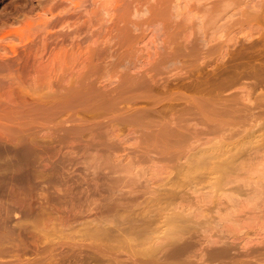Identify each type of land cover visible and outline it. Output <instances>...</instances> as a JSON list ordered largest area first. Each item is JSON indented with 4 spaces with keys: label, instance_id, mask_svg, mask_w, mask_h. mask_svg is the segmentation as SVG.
<instances>
[{
    "label": "rangeland",
    "instance_id": "rangeland-1",
    "mask_svg": "<svg viewBox=\"0 0 264 264\" xmlns=\"http://www.w3.org/2000/svg\"><path fill=\"white\" fill-rule=\"evenodd\" d=\"M242 32L260 40L242 47ZM263 43L264 0H0V236L17 243L4 239L14 252L0 264H33L42 247L43 264H81L80 254L65 257L77 250L82 264H145L180 225L191 229L171 242L168 263L153 249L150 262L264 264V156L255 155L264 151V86L243 78L224 88L219 96L239 110L213 115L219 131L208 133L191 116L177 146L149 135L148 121L118 119L146 105L153 81L156 101L164 85L165 99L189 97L190 79L238 48L264 58ZM231 128L240 132L228 138ZM157 140L175 143L162 151ZM214 177L235 181L219 187ZM122 217L127 234L92 232L97 220L107 229Z\"/></svg>",
    "mask_w": 264,
    "mask_h": 264
},
{
    "label": "bare ground",
    "instance_id": "bare-ground-1",
    "mask_svg": "<svg viewBox=\"0 0 264 264\" xmlns=\"http://www.w3.org/2000/svg\"><path fill=\"white\" fill-rule=\"evenodd\" d=\"M137 2V1H136ZM138 3V2H137ZM242 34H244V36L243 35H241V37L243 38H241V37H238L237 39H236V41H234L235 43L237 42H241V43H243V46H245V47H247L248 48V46L247 45H249V44H247L246 45V43H250V46H249V48L251 47V44L253 45V44H255V42H258L257 41V39L255 40V38H248L247 39V37L245 36V34L247 35V33L245 32V33H243L242 32ZM252 37V34H248V37H250V36ZM246 37V38H245ZM260 38V37H259ZM244 39H247V41L248 42H245L246 40H244ZM250 39H252L251 41H250ZM241 40V41H240ZM242 41H244V42H242ZM234 43V44H235ZM241 43H238V45L240 44L241 46H242V44ZM242 46V47H243ZM263 46H264V43H263ZM246 48V50H248ZM237 49V48H236ZM238 50L239 51H237L236 50V52H235V50H233V53L231 52L230 54V56H229V59L227 58V60L226 59H224V60H226V61H224L223 60V62H219V64H216V65H214V66H211L210 67V70L206 73V74H204V75H202V76H196L194 79H193V81L190 79V81H191V83H189V84H186V86H188V87H186V88H188V90L190 89V96L189 97H186L185 95L184 96H182L183 94H181V95H179V94H175V91L172 93V95H173V97H171V99H169L170 97L168 96L169 94H166V93H168L167 92V87H169V86H167L166 87V85H164L163 87H164V90L163 89H161V93L163 94V97L162 98H160L158 101H156V99L154 100V97L155 96H157L158 97V95H159V92H157L158 94H152V92H154L155 91V93H156V91H158V86H154V81L152 82L153 83V85H151L150 87H148L149 85H146L147 83L145 82V84L144 85H146L147 87H145L144 86V92H148V93H150V94H147V95H143V96H145V98H146V101H147V99H148V101H147V103H146V105L145 104H142L143 106H140V107H134V108H132L133 107V105L132 106H130V108L129 107H126V108H128V110L126 109H124L123 111H130L129 112V117H128V115H126V119H124V117H123V120H122V114L120 115V118L118 117V119L119 120H121V121H123V123L125 122V123H128L129 121H126V120H128L129 118V120H132V122H133V124H135L134 122L136 121H138V119H140L139 121H138V124H139V122H141V120H142V122L143 121H145L144 123H143V125H145V123H146V121H148L147 122V126L146 127H149V128H157V125L159 126V124L158 123H160L161 122V124H160V128H162V130L160 131V129H155V130H157V133H159V131H160V133L157 135L156 134V131H154V129H152V131L151 130H149V135H151V133L153 134V137H155V139H156V137H159V135H160V141H161V137H162V135L161 134H163V135H165L164 137H168V142H169V139H171V137L173 136V138H174V140H176V143H175V141L173 140V141H170V148H171V145H172V143L174 142L175 143V146H177L179 143L178 142H180L183 138H189L190 137V135L189 134H186V133H184L183 131H182V129L183 128H185L184 126H182L181 125V122H186L187 121V119L188 118H190L191 116H193L195 119H197L200 123H202V124H204V125H206V127H207V130L206 131H204V132H202V133H208V132H210V131H219V129L217 128V126L216 125H218L219 123H217V121H216V119H214V118H212V116L213 115H224V114H228V113H231V112H233V111H238L239 109H236L235 108V103H236V100H234V99H231V101L230 100H225V99H222L220 96H219V93L224 89V88H226V87H230V85H236V84H241V83H243V82H240L243 78H247V79H252V81L253 82H251L250 83V85H251V87L252 88H259L260 86H264V58H261V57H256L255 55H253L251 52L250 53H248V51L247 52H243L242 53V49L241 48H238ZM244 51V50H243ZM137 75H139V76H137ZM140 75H142L141 73L140 74H136V76L137 77H140ZM134 77V78H136V80H134V82H140V81H138L139 79L137 78V77ZM186 77H184L183 79H185ZM146 79H148L147 77H146ZM152 79H154L153 78V76H152V78H150V80L152 81ZM181 80H182V78H180ZM145 80V79H144ZM143 79H142V81H144ZM129 81V80H128ZM127 81V82H128ZM145 81H148V80H145ZM150 81V82H151ZM157 81V80H156ZM246 81V80H245ZM126 82V83H127ZM150 82H149V84H150ZM185 83V81H183L182 80V82L181 83ZM157 83H158V81H157ZM187 83V82H186ZM139 85H138V87H140V83H138ZM143 84V83H142ZM126 85V84H125ZM130 85V84H129ZM116 86H118V85H116ZM130 86H133V84L131 83V85ZM137 86V85H136ZM136 86H133L134 88L136 87ZM183 86V85H182ZM157 87V88H156ZM160 87L161 88H163L162 86H159V90H160ZM114 88V87H113ZM115 88H118V87H115ZM166 88V89H165ZM170 88H173L172 86L170 87ZM136 90H137V87L135 88ZM166 90V92H164ZM169 90V89H168ZM173 90V89H172ZM171 90V91H172ZM121 93H123V94H126V93H124L123 91H120V94H119V91H118V93L116 94V98H122V100L126 97L127 98V100L130 102V100L131 99H133L131 96H130V93L128 94L129 95V97H127V94H126V96L123 98V94H122V97H121ZM263 94V95H262ZM260 96V98H262V99H260V101H259V105L263 108V110H264V92L262 93ZM118 95L120 96V97H118ZM148 95H149V98H147L148 97ZM151 95H153L154 97H153V99H152V96ZM171 95V94H170ZM138 96H139V94H138ZM164 96H168L169 98H166V99H168L167 101H166V99H165V97ZM131 97V98H130ZM139 97H141V96H139ZM160 97H161V95H160ZM149 99H151V100H149ZM161 99H163L162 101H164V99H165V102L166 103H163L162 101V103L160 102V100ZM133 101V100H132ZM131 101V102H132ZM127 102V101H126ZM130 102V103H131ZM136 102V101H135ZM141 102H143V100L141 101ZM136 103H138V102H136ZM145 103V102H144ZM159 103H161L160 104V106L158 105ZM134 104V103H133ZM135 105V104H134ZM132 108V110H129V109H131ZM263 110L260 112V114L257 116L258 118H259V120L262 122H264V119L262 118V114H264V112H263ZM122 111V110H121ZM124 113V112H123ZM133 116H134V118L136 117V120L135 121H133ZM156 117V119H157V117H160V118H162V119H160V118H158L157 120H154V118ZM132 118V119H131ZM138 118V119H137ZM251 118V117H250ZM262 119V120H261ZM131 122V123H132ZM260 122V123H261ZM129 124V123H128ZM128 124H126V125H128ZM129 125H132V124H129ZM155 126V127H154ZM163 126V127H162ZM259 126H262V123H261V125L259 124ZM264 126V125H263ZM167 129V130H166ZM239 128H237L236 130L235 129H229V133L227 134V135H225V136H227L228 138H231V136H233L234 134H237V133H239L240 131L238 130ZM249 129V131H250V128H248ZM263 128L261 127V132H259L260 134H262V131L264 130H262ZM165 130H166V132H165ZM148 131V130H147ZM147 131H145V132H143L142 131V136L143 135H145V137H150L149 135H147ZM151 131V132H150ZM251 132V131H250ZM249 132V134L251 135V133ZM264 133V132H263ZM246 134H248V132L246 133ZM259 135V134H258ZM164 137H162L163 139H164ZM154 139V138H153ZM158 139V138H157ZM261 139H263V138H261ZM260 139V140H261ZM165 140V139H164ZM154 141V143H156V141L155 140H153ZM167 141V140H166ZM165 141V142H166ZM262 141H264V140H261L260 141V143L262 142ZM165 142H163L164 143V145H169V144H167V143H165ZM163 143H160L159 144V141L157 140V145L159 144V145H161L162 146V148H163V150L162 151H164L166 148V146H164L163 147ZM174 143H173V145H174ZM259 143V144H260ZM263 143V142H262ZM152 145V144H151ZM262 145V144H261ZM260 149H261V151L263 150V148L264 147H262L261 148V146L260 145H257ZM262 146H264V145H262ZM151 146H149V148H150ZM155 146H153L152 148H154ZM174 147V146H173ZM256 149H255V155L257 156L258 155V157L257 158H259L260 156H261V154L264 156V151H262V152H257L256 150H257V147H255ZM259 148H258V150H259ZM106 150V149H105ZM150 150V149H149ZM243 150H245V149H242V150H240V153H242L241 151H243ZM248 149H246L245 150V152L247 151ZM146 151H147V149H146ZM161 151H158V153L159 154H163V153H160ZM166 152H168L169 154H171V152H169V151H166ZM174 152V151H173ZM146 153H148V152H146ZM179 153H181V152H179ZM178 152H177V154H179ZM201 154H198V157L200 156H203V158L205 159L206 157H204L206 154H203V152H200ZM243 153H244V151H243ZM258 153V154H257ZM166 153H164V155H165ZM168 154V155H169ZM173 154V153H172ZM196 154V153H195ZM174 155H176V154H174ZM194 155V154H193ZM161 156H163V155H161ZM167 156V155H166ZM263 156H262V158H263ZM230 158L232 157V156H229ZM228 157V158H229ZM163 158H165V159H168V158H166L165 156H163ZM229 158V159H230ZM261 158V157H260ZM261 158V159H262ZM170 159V158H169ZM264 160V159H263ZM170 161V160H169ZM227 161H229V160H227ZM231 161V160H230ZM223 163L225 162V161H222ZM220 163V164H223V163ZM232 162V161H231ZM219 164V165H220ZM227 164V163H226ZM228 167V166H227ZM215 178V180L213 181V183L215 182V184L216 185H218L219 184V187H220V184L223 182V184H221V185H226V183H228V184H231V183H233L234 181H235V179L233 178V181L231 182V180L229 179V178H227V179H220V177L218 178V177H214ZM213 178V179H214ZM218 178V179H217ZM224 178V177H223ZM219 180H221V183H220V181ZM228 181H230V182H228ZM235 189V188H234ZM236 190H237V188H236ZM259 191H261V193L263 192L261 189L259 190ZM259 191H258V193H259ZM174 192V191H173ZM175 193V192H174ZM177 194V193H176ZM255 195V194H254ZM256 195H258L257 193H256ZM131 198H133V197H131ZM134 199V198H133ZM117 204V203H116ZM115 204V206L114 207H112V208H115V209H118V207H120V205H122V204H118V205H116ZM44 208V207H43ZM46 208V207H45ZM47 209V208H46ZM45 211V210H44ZM144 213V212H143ZM147 213V212H146ZM148 214H150L149 212H148ZM135 215L136 216H134L133 218H132V220H137L138 222L140 221H142L141 223L142 224H145V223H149L150 221H148L147 222V220H148V218H149V215H145V213L144 214H142L141 215V212L139 213V214H137V212H135ZM6 216V215H5ZM141 216H142V218H144V216H148V218H146V222L144 223V220L143 219H141ZM6 218H7V216H6ZM2 220L1 221H3L4 222V218L2 217L1 218ZM126 219V217H122V218H120V222L118 221V219L116 220V221H118V222H115V225H113V227H110V228H107V229H105V228H103V227H100V226H97V225H100V223H102L103 221H101V220H97V225H95V227H93L92 228V232H94V235L95 234H98V235H104V234H106V233H108L109 231H113V232H115V231H120L119 233H121V234H127L128 232H127V230L128 231H130V227H128V228H124L125 226H123V227H121L120 228V226H119V223L121 224V223H123L124 221H126L125 220ZM129 220H130V218H128ZM184 220V221H183ZM182 220V222H186V221H188L189 219H183ZM186 220V221H185ZM35 223V222H34ZM118 223V224H117ZM134 223V222H133ZM32 224H33V222H32ZM36 224H37V222H36ZM35 224V225H36ZM123 224H125V222L123 223ZM127 224H130V223H127ZM131 224H132V222H131ZM122 225V224H121ZM134 225V224H133ZM146 225V224H145ZM20 226L23 228V226L24 225H21L20 224ZM20 226H18V227H20ZM131 226V225H130ZM183 226V227H182ZM185 226H187L186 224H185ZM21 227H20V229H21ZM35 227V226H34ZM33 227V228H34ZM135 227V226H134ZM138 227H141V229H142V227H144V225H142L141 226V224H139V226ZM182 227V228H181ZM188 227V226H187ZM32 228V227H31ZM133 228V227H132ZM148 228V226L146 227V228H144L145 230ZM179 228H180V230H179V235H178V231H176V233H174L173 232V234H174V236H176L175 238H174V236H173V238L175 239V240H172V241H170L171 239H173L172 238V236H171V238L168 240V241H162V242H168V243H165V244H163L162 246H160V249L158 250V247H156V248H154L157 252H155V250L153 249V252L154 253H156V257L154 258V260L155 261H159V259H162L161 261H168V252H169V250H168V248L169 247H171L173 244L171 243V242H175V241H178L179 240V238H180V240H182L181 238V234L182 233H184V231H186L187 229H185L184 228V225H180L179 226ZM190 228V227H189ZM136 230H137V233L138 234H143L144 232L146 233L147 231H143V230H140L139 228H135ZM182 229V230H181ZM184 229V230H183ZM191 229V228H190ZM190 229H188V230H190ZM132 230V229H131ZM187 230V232H190V231H188ZM133 231H135V230H133ZM181 231H183V232H181ZM144 233V234H145ZM190 235H192L193 236V234L192 233H190ZM189 235V237H192V236H190ZM3 236V235H2ZM91 236H93V234H91ZM2 237L0 236V239H1ZM193 238V237H192ZM3 239V243L2 242H0V256H9V255H11L13 252H14V249H12V250H10L11 248H13L14 246V248L16 249V246L17 245H15V244H17V243H14V241H15V239L13 240L12 238V240L13 241H8V239H7V237L5 236V237H3L2 238ZM4 239H7L6 241L8 242V244L10 243V245H11V247L10 246H7L8 244L6 243V246L4 245ZM177 239V240H176ZM131 240V242H133L134 240L133 239H130ZM136 240V239H135ZM188 240V239H187ZM1 241V240H0ZM186 241V240H185ZM11 242H13V244L11 243ZM17 242V241H16ZM170 242V243H169ZM141 243V242H140ZM224 243L226 244H228V241L226 242V241H224ZM175 244H176V242L174 243V245L173 246H175ZM178 244V243H177ZM225 244H224V247H225ZM230 244L232 245V243L230 242ZM229 244V245H230ZM2 245H3V247H2ZM179 245V244H178ZM231 245H230V249L233 247H231ZM181 246H182V244H181ZM8 248V247H10V249L8 250V249H6V248ZM178 247V246H177ZM222 247V246H221ZM173 248V247H172ZM180 248V247H179ZM152 249L150 248L148 251H146V253H148L149 254V251H150V260H151V257H153L154 256V254H151V253H153L152 252ZM223 249H225V248H223ZM45 250H46V248H44V247H42V248H39L38 249V251L37 252H40V253H43V255H41L40 257H36L34 260H33V264H43V260H44V258H45V255H46V253H45V255H44V252H45ZM176 251H177V249H175ZM175 250L173 249L172 250V254H173V252H175ZM251 250V249H250ZM230 251V250H229ZM244 251V253L246 254V250H243ZM243 251H240V252H238L237 254H241V253H243ZM252 251V250H251ZM84 252L85 251H83V254H84ZM159 252L161 253L160 255H159ZM222 252V251H221ZM81 253H82V251H81ZM81 253H79V250H77V251H75V252H73L72 253V255H70V253L69 254H67L65 257H70V258H75V259H77L78 258V255L80 254V257L81 258H78L77 260L78 261H80V259H81V264L82 263H84L83 261H85V260H87V257L85 256V255H87L86 253H85V255H83V256H81ZM171 253V252H170ZM183 252L181 251V249H180V251H179V253H177V256H179L180 254H182ZM184 254V253H183ZM225 254V253H224ZM245 254H243V255H245ZM249 254V253H248ZM247 254V255H248ZM263 254H264V251H263ZM262 254V255H263ZM151 255H153V256H151ZM72 256V257H71ZM171 256V255H170ZM225 257H226V255H225ZM62 258H64V257H62ZM148 258V257H147ZM172 258V257H171ZM171 258H169V262L171 263H176V264H180V262L178 263V259H175V261L173 262V261H171L170 259ZM181 258V257H180ZM226 258H228V256L226 257ZM164 259H166V260H164ZM222 259H223V257H222ZM150 260L149 259H146L145 258V264H151L152 262H150ZM160 261V262H161ZM166 261V262H167ZM180 261H181V259H180ZM244 261V260H243ZM32 262V261H31ZM159 262V264H167L166 262H161L160 263ZM246 262V261H245ZM183 262H181V264H182ZM80 264V263H79ZM152 264H155L154 262L152 263Z\"/></svg>",
    "mask_w": 264,
    "mask_h": 264
}]
</instances>
